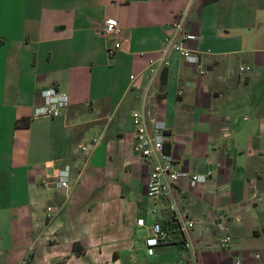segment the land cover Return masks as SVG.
Instances as JSON below:
<instances>
[{"label":"crops","instance_id":"crops-1","mask_svg":"<svg viewBox=\"0 0 264 264\" xmlns=\"http://www.w3.org/2000/svg\"><path fill=\"white\" fill-rule=\"evenodd\" d=\"M184 12L196 39L183 45L200 62L170 50L145 104L178 168L213 173L173 189L196 221L195 257L176 238L148 255L151 225L169 214L146 194L131 114ZM108 19L122 28L114 54ZM47 87L68 105L34 118ZM64 167L69 186L56 188ZM236 261L264 264V0H0V264Z\"/></svg>","mask_w":264,"mask_h":264},{"label":"built area","instance_id":"built-area-1","mask_svg":"<svg viewBox=\"0 0 264 264\" xmlns=\"http://www.w3.org/2000/svg\"><path fill=\"white\" fill-rule=\"evenodd\" d=\"M186 17V12L178 15L172 24V34L167 39L165 46L161 49L159 56L149 59V78L146 87L143 89L141 106L131 114V120L134 126L133 151L149 166L146 180V194L152 202L164 200L166 211L169 214L167 225H163L160 222H154L151 225L150 233L144 241L148 255H153L156 247L168 244L176 238L180 239L183 246L190 250L195 257L192 231L196 226V221L180 209L173 189L175 186H178L182 179H186L191 188L196 187L206 182L213 173L212 168H208L203 172L193 173L178 168L174 156L165 146L167 129L165 124L152 117L145 104L149 88L157 78L159 71L162 67L169 65L167 54L170 50L179 52L189 63L198 64L200 62L198 54L183 45L186 41L196 39V35L185 29ZM100 31L112 39V45L108 48V52L109 54H114L121 45V26L114 20L108 19L100 26ZM239 70L247 72L251 70V67L242 65L239 67ZM39 95L41 102L33 109L34 118L61 115L68 105L67 94L58 88L47 87L40 90ZM226 128L223 130L224 135H228ZM216 165L220 166V163ZM55 178L53 184L56 188H68L67 167L60 169ZM46 210L51 212L52 208L48 206ZM137 224L143 226V218L137 219ZM174 234L175 237H173ZM215 241L220 246L225 247L231 241V236H218ZM255 257L259 258L260 254L256 253ZM235 264H238V262L236 261Z\"/></svg>","mask_w":264,"mask_h":264}]
</instances>
